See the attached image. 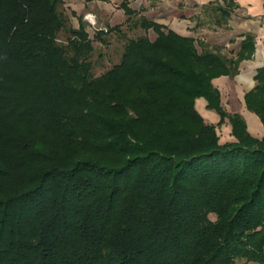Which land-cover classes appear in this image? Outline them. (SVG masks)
Returning a JSON list of instances; mask_svg holds the SVG:
<instances>
[{"label": "trees", "instance_id": "16d2710c", "mask_svg": "<svg viewBox=\"0 0 264 264\" xmlns=\"http://www.w3.org/2000/svg\"><path fill=\"white\" fill-rule=\"evenodd\" d=\"M61 2L0 0V264H264V136L213 82L239 73L256 35L229 57L141 16L157 37L129 38L95 76L82 18L58 40ZM238 6L203 9L229 29ZM255 79L245 100L264 124V67ZM226 119L236 140L221 143Z\"/></svg>", "mask_w": 264, "mask_h": 264}, {"label": "crops", "instance_id": "0c3cea01", "mask_svg": "<svg viewBox=\"0 0 264 264\" xmlns=\"http://www.w3.org/2000/svg\"><path fill=\"white\" fill-rule=\"evenodd\" d=\"M128 1L130 5V0ZM211 1L217 0H165V2L160 3L159 7L151 5L144 11L145 14L150 11L153 16L159 13L160 17L158 19L151 18L150 20L163 24L181 35L196 38L198 37L196 30H204V28L201 29V26L207 20L208 24L211 25L210 17L207 16L203 9V6ZM236 1L239 6L229 19L228 25L230 28L207 30L206 39H204V36H200V38L211 44L225 46L224 52L229 57H233L241 48L246 34L253 33L256 35L255 53L252 58L245 59L240 63L239 73L234 77L223 75L215 78L213 82L221 92V101L224 109L232 113H241L247 121L249 131L254 136L262 138L264 136V124L261 118L247 107L245 95L256 85L255 76L258 69L264 67V37H262L264 22L263 0ZM206 16L208 17L207 20L205 19ZM226 46H232L235 49L234 52H231ZM196 108L206 121L215 125L220 121V114L208 107V101L205 97L197 98ZM223 125V132H221ZM223 125L217 127L219 135L220 133L224 135L223 137L220 135V142L235 141L236 138L232 134V126L229 120L226 119Z\"/></svg>", "mask_w": 264, "mask_h": 264}, {"label": "rangeland", "instance_id": "374dc122", "mask_svg": "<svg viewBox=\"0 0 264 264\" xmlns=\"http://www.w3.org/2000/svg\"><path fill=\"white\" fill-rule=\"evenodd\" d=\"M123 0H62L59 5V11L63 14L67 22V29L61 31L58 40L67 43V36L69 35L68 28L71 26L79 27V19L82 18L86 23L87 31L93 41L94 50L91 54V61L93 63V74L99 76L110 69L114 64L120 62L125 48V44L129 38H136L141 35H147L152 40L157 37V33L153 29L145 30L139 25L141 16H146L149 19H158L159 13L154 16L149 13L145 14L151 5L159 7L161 2L165 0H130V6L137 11L127 20L128 15L121 7ZM147 6V7H146ZM207 20L208 17L206 16ZM208 20L196 34L204 36L206 39L207 30H220L208 24ZM120 24L119 30H109V26ZM100 32V33H99ZM264 37V22L263 33ZM232 45V44H231ZM231 52L234 48L226 46ZM201 50V47H199ZM224 125L221 128L223 132ZM223 137V133H220ZM223 140V138H222ZM214 217V216H213ZM239 264H244V261H239ZM247 264H255L248 262Z\"/></svg>", "mask_w": 264, "mask_h": 264}]
</instances>
